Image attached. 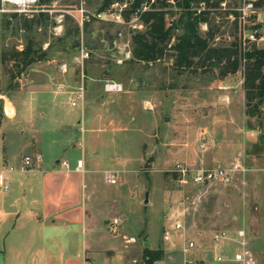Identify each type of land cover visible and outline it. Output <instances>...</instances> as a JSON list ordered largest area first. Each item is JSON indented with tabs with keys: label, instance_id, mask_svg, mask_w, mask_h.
<instances>
[{
	"label": "rangeland",
	"instance_id": "1",
	"mask_svg": "<svg viewBox=\"0 0 264 264\" xmlns=\"http://www.w3.org/2000/svg\"><path fill=\"white\" fill-rule=\"evenodd\" d=\"M247 2L221 0L208 7L197 2L190 9L208 12L214 45L235 41L239 48L242 36L264 32V0H253L252 11ZM100 3L35 0L19 5L0 0V54L21 50L28 42L40 52L24 67L11 60L0 63L5 90L26 83L27 96L46 99L22 111L21 95L8 89L20 118L30 120L25 130L55 126L62 119L77 139L66 150L68 155L74 159L82 152L96 169L108 166L91 174L97 184L95 200L85 205L91 207L85 256L91 264H144L143 253L150 250L161 252L152 264H178L181 246L191 239L199 253L195 264H264V135L256 119L241 112L243 59L234 73L221 78L217 68L176 69L165 57L131 60L130 37L143 30L142 23L130 16L116 21L124 5L114 3L103 12L97 10ZM170 10L176 16L178 9ZM165 16L173 18L168 12ZM206 29L199 23L200 34ZM255 44L264 47V41ZM81 49L88 57L78 63L75 57ZM107 82L119 83L121 89L107 92ZM79 87L81 100L75 96ZM51 98L61 106L50 104ZM202 131L203 149L198 146ZM197 157L206 164L218 161L219 166L238 161L245 171L227 185H177L169 169L176 162L197 163ZM112 218L118 222L113 233L107 230ZM176 222L179 228L173 227ZM240 228L246 255L244 262H234L232 253L241 247L224 242L214 249L210 236L229 230L232 237V230ZM215 254L221 262L213 261Z\"/></svg>",
	"mask_w": 264,
	"mask_h": 264
},
{
	"label": "crops",
	"instance_id": "2",
	"mask_svg": "<svg viewBox=\"0 0 264 264\" xmlns=\"http://www.w3.org/2000/svg\"><path fill=\"white\" fill-rule=\"evenodd\" d=\"M5 81L1 66L0 169L8 164L17 168L22 156L30 155L29 150L31 156L39 154L40 158L29 170L5 172L6 189L2 188L0 177V264H81L85 258L91 264L85 256V231L91 227L86 219L91 207L87 210L85 205L91 206L95 200L97 179L91 174L107 170L108 166L96 169L98 166L95 168L83 158L82 152L76 153L74 159L68 155L66 150L77 139L62 119L55 126L41 125L43 128H32L29 133L30 120L20 118L10 88L3 87ZM28 85L14 84L10 89L21 95L22 111H31L46 100L27 96ZM240 95L243 114V90ZM50 100L54 107L61 106L56 98ZM79 158L83 162L82 172L75 170V160ZM62 160L67 168L61 166ZM211 164L218 165V161Z\"/></svg>",
	"mask_w": 264,
	"mask_h": 264
},
{
	"label": "trees",
	"instance_id": "3",
	"mask_svg": "<svg viewBox=\"0 0 264 264\" xmlns=\"http://www.w3.org/2000/svg\"><path fill=\"white\" fill-rule=\"evenodd\" d=\"M101 0L98 11H105L110 5H124L119 14L123 19L138 11V19L143 30L130 37L131 60L151 62L168 58L176 69H189L196 72L202 68H217L219 77L234 73L240 65L242 70L243 114L255 118L256 126L264 135V47L253 43L242 53L237 43L214 45L209 32V14L201 10L198 14L190 9L191 3L201 2L203 6L218 4L215 0ZM170 6L178 9L175 12ZM173 18L167 19L165 14ZM199 23L207 26L204 35L198 31ZM173 41L171 42V38ZM40 52L33 49L29 42L21 50L0 54V63L11 60L15 66L24 67L36 60ZM4 66V65H3ZM14 75H11L12 79ZM16 77V76H15ZM175 176V174H173ZM146 250V249H145ZM161 252L147 250L143 253L144 264H152Z\"/></svg>",
	"mask_w": 264,
	"mask_h": 264
},
{
	"label": "built area",
	"instance_id": "4",
	"mask_svg": "<svg viewBox=\"0 0 264 264\" xmlns=\"http://www.w3.org/2000/svg\"><path fill=\"white\" fill-rule=\"evenodd\" d=\"M252 2L253 0H249L245 5L249 7V11H252ZM244 15H246L244 13ZM99 16V14H98ZM115 19L116 21H120L121 16L119 13L115 14ZM130 19L132 20H138V11H134ZM257 41H264V32L262 34H257L255 32H250L248 35L242 36L241 40L239 42V50L241 52L247 50L249 48V45L255 43ZM124 57L128 58L129 57V51L124 52ZM88 57V52L84 50H79L78 55L75 57V61L78 63H81L83 59H86ZM118 62H121V59L118 60ZM60 71L64 72L65 71V65L62 64L60 66ZM61 87H58L57 90H60ZM103 89L105 91H119L121 89L119 83L115 82H107L103 84ZM75 96L76 98H79V100L82 99V94H81V87L78 88L77 91H75ZM74 101H70V105H74ZM200 140H199V148L203 149L206 146V141H205V136H204V131L200 133ZM40 158L39 154H35L34 156L31 155H24L21 158V162L19 166L16 168L13 165H5L2 166L0 169V177L3 180L2 188L6 189L7 188V178L5 176V172L13 171L15 169H18L19 171H25L33 168L34 161L38 160ZM82 159H77L75 160V170L82 172ZM61 166L64 168H67V163L66 161L62 160L61 161ZM171 174H175L173 176L176 179L177 185H182L185 183H190L194 186H206L210 184H222V185H227L233 182L234 178L236 175L243 174L245 171V167L241 162H234L230 165L227 166H219L217 164H206L201 157H199L197 163H194L192 165L190 164H185V163H180L176 162L174 163L173 168L169 169ZM108 181L110 183L114 182V179L109 177ZM117 219L112 218L111 222L108 225V230L110 232H115L116 231V225H117ZM180 224L178 222L173 224L174 228H179ZM229 230H219L215 231L211 234L210 236V244L212 248L216 249L219 248L220 245L224 242H232L241 247L240 250L234 251L232 253V256L230 258L231 261L234 262H244L245 260V255H246V250L243 249V247L246 245L245 242V234L243 229H234L232 230L233 236L231 237L229 235ZM180 254H181V261L178 264H195L196 263V256L199 254L198 249L196 246V243L188 239L183 243L180 249ZM213 261L215 262H221L222 258L220 255L215 254L212 257ZM81 264H88L84 259L82 260Z\"/></svg>",
	"mask_w": 264,
	"mask_h": 264
},
{
	"label": "bare ground",
	"instance_id": "5",
	"mask_svg": "<svg viewBox=\"0 0 264 264\" xmlns=\"http://www.w3.org/2000/svg\"><path fill=\"white\" fill-rule=\"evenodd\" d=\"M8 1H11V2H14V3H17L19 5H24L25 3H32L34 2L35 0H8ZM23 8V7H22Z\"/></svg>",
	"mask_w": 264,
	"mask_h": 264
},
{
	"label": "water",
	"instance_id": "6",
	"mask_svg": "<svg viewBox=\"0 0 264 264\" xmlns=\"http://www.w3.org/2000/svg\"><path fill=\"white\" fill-rule=\"evenodd\" d=\"M145 245H147V244H145Z\"/></svg>",
	"mask_w": 264,
	"mask_h": 264
}]
</instances>
